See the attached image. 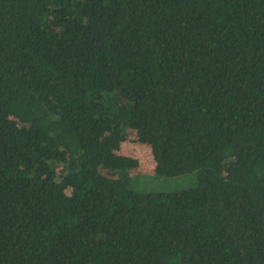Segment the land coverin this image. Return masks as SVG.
<instances>
[{
	"label": "trees",
	"instance_id": "1",
	"mask_svg": "<svg viewBox=\"0 0 264 264\" xmlns=\"http://www.w3.org/2000/svg\"><path fill=\"white\" fill-rule=\"evenodd\" d=\"M0 264H264V0H0Z\"/></svg>",
	"mask_w": 264,
	"mask_h": 264
},
{
	"label": "rangeland",
	"instance_id": "2",
	"mask_svg": "<svg viewBox=\"0 0 264 264\" xmlns=\"http://www.w3.org/2000/svg\"><path fill=\"white\" fill-rule=\"evenodd\" d=\"M122 145V154L138 160V169L132 174L133 189L141 192H179L196 185V173L173 177L156 175L151 150L135 133H129Z\"/></svg>",
	"mask_w": 264,
	"mask_h": 264
}]
</instances>
